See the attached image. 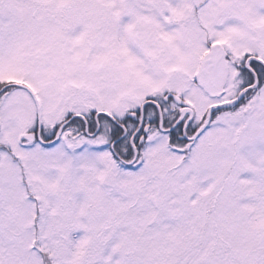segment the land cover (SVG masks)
Instances as JSON below:
<instances>
[{
  "label": "snow or ice",
  "instance_id": "1",
  "mask_svg": "<svg viewBox=\"0 0 264 264\" xmlns=\"http://www.w3.org/2000/svg\"><path fill=\"white\" fill-rule=\"evenodd\" d=\"M0 264H264V0H0Z\"/></svg>",
  "mask_w": 264,
  "mask_h": 264
}]
</instances>
